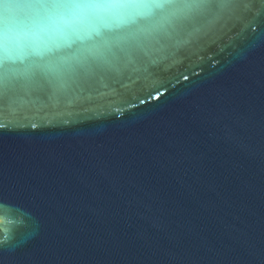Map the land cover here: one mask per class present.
<instances>
[{"label":"water","instance_id":"95a60500","mask_svg":"<svg viewBox=\"0 0 264 264\" xmlns=\"http://www.w3.org/2000/svg\"><path fill=\"white\" fill-rule=\"evenodd\" d=\"M261 8L0 9V264H264ZM68 149L77 175L43 166Z\"/></svg>","mask_w":264,"mask_h":264},{"label":"snow or ice","instance_id":"6c2138e0","mask_svg":"<svg viewBox=\"0 0 264 264\" xmlns=\"http://www.w3.org/2000/svg\"><path fill=\"white\" fill-rule=\"evenodd\" d=\"M88 0H0V9L3 10V13L6 18L7 11L10 8L14 7H28L39 10H53L60 8H68V7H79L86 4ZM249 3H259L264 5V0H247ZM264 18V8L259 9L254 13L253 19L249 21L250 24H256V27L259 25L257 21ZM256 30L255 28L253 29ZM6 37V32L3 28H0V46H2L3 41ZM189 76L185 74L183 76V80L187 81ZM119 88L113 89L114 96H118L120 94ZM168 89L160 84L158 87L153 86L152 88L146 90L143 96L133 95L130 100H125L120 105L121 114L123 111H127L131 108L139 107L140 105L147 104L153 100H159ZM63 123L65 125L69 124L70 121L64 120ZM39 125L37 123H32L31 127L33 129L37 128ZM8 125L0 120V129H6ZM152 141L146 140L145 146L151 147ZM76 154L72 149H68L65 153H62L58 156H52L43 162V166L51 171H59L63 173H67L68 177H72L77 175L81 168L87 166V160L80 162V168H76ZM3 161V156L0 154V163ZM6 189L2 182H0V207H3L7 201L5 199ZM10 237L0 238V250H3L8 243Z\"/></svg>","mask_w":264,"mask_h":264}]
</instances>
